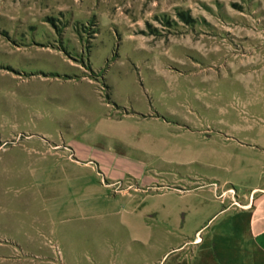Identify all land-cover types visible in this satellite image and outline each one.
I'll use <instances>...</instances> for the list:
<instances>
[{"label":"rangeland","instance_id":"1","mask_svg":"<svg viewBox=\"0 0 264 264\" xmlns=\"http://www.w3.org/2000/svg\"><path fill=\"white\" fill-rule=\"evenodd\" d=\"M101 99L250 143L264 124V0H0V229L29 218L28 149L42 158L41 137L57 145ZM189 253L169 264L211 262Z\"/></svg>","mask_w":264,"mask_h":264},{"label":"crops","instance_id":"2","mask_svg":"<svg viewBox=\"0 0 264 264\" xmlns=\"http://www.w3.org/2000/svg\"><path fill=\"white\" fill-rule=\"evenodd\" d=\"M101 102L57 145L41 137L42 158L28 149L29 218L3 223L0 264H169L191 251L264 264V124L240 143Z\"/></svg>","mask_w":264,"mask_h":264}]
</instances>
